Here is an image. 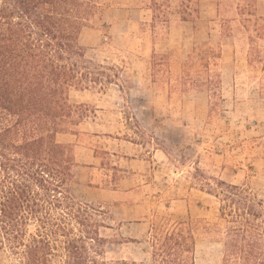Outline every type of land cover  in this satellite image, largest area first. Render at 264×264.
Segmentation results:
<instances>
[{
	"label": "rangeland",
	"instance_id": "374dc122",
	"mask_svg": "<svg viewBox=\"0 0 264 264\" xmlns=\"http://www.w3.org/2000/svg\"><path fill=\"white\" fill-rule=\"evenodd\" d=\"M104 1L119 7L105 9L84 28L80 43L122 65L130 88L120 81L122 89L72 91L70 100L90 105L95 115L77 134L60 140L74 145L81 165L72 193L105 213L106 259L142 263L149 258L150 232L166 218L215 219L216 199L192 175L247 183L264 199V0H188L196 11L185 13L180 4L186 0H165L168 21L154 27L152 12L135 8L136 0ZM248 1L252 14L246 17L253 22L246 27L239 8ZM185 14L188 20L182 19ZM138 21L147 23L142 28ZM197 42L210 43L220 54L222 100L177 81ZM151 52L169 55L166 69L172 77L153 81L147 70ZM199 69L191 66L192 79ZM222 250L216 232L202 234L195 264H221ZM0 264L12 261L0 253Z\"/></svg>",
	"mask_w": 264,
	"mask_h": 264
},
{
	"label": "trees",
	"instance_id": "16d2710c",
	"mask_svg": "<svg viewBox=\"0 0 264 264\" xmlns=\"http://www.w3.org/2000/svg\"><path fill=\"white\" fill-rule=\"evenodd\" d=\"M136 1L135 8L152 12L151 27L168 21L165 0ZM190 4L182 1L180 10L195 12ZM111 7L119 4L0 0V253L12 264H195L197 241L213 230L223 247L221 264H264V199L247 183L207 177L198 168L200 174L192 178L218 203L213 221L190 214L183 220L166 218L149 234L147 262L106 259L109 239L101 234L108 227L105 213L72 193L81 165L74 145L60 138L77 134L95 115L90 105L70 100L72 91L103 92L110 85L122 89L120 81L130 88L122 65L80 43L82 30ZM247 14H252L250 1L239 8L249 27L253 21ZM146 23L136 22L142 28ZM132 40L130 31L125 43ZM219 55L208 42L194 43L177 81L222 100ZM168 59L167 53L148 56L153 81L172 77ZM193 65L200 67L195 79L189 71Z\"/></svg>",
	"mask_w": 264,
	"mask_h": 264
}]
</instances>
